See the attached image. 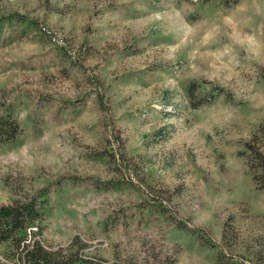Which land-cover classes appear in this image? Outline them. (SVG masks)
<instances>
[{
  "label": "rangeland",
  "instance_id": "1",
  "mask_svg": "<svg viewBox=\"0 0 264 264\" xmlns=\"http://www.w3.org/2000/svg\"><path fill=\"white\" fill-rule=\"evenodd\" d=\"M259 126L264 0H0V207L37 199L25 243L75 264H264L243 155ZM18 254L0 244V264Z\"/></svg>",
  "mask_w": 264,
  "mask_h": 264
},
{
  "label": "trees",
  "instance_id": "2",
  "mask_svg": "<svg viewBox=\"0 0 264 264\" xmlns=\"http://www.w3.org/2000/svg\"><path fill=\"white\" fill-rule=\"evenodd\" d=\"M197 84L190 86L189 95ZM16 131V129H15ZM243 155L247 169L255 186L264 189V126H259L243 144ZM35 197L24 202L15 200L7 206L0 207V244L9 243L18 254L23 264H75L72 254L63 255L46 249L38 240L25 243L20 232L34 225L41 218V209Z\"/></svg>",
  "mask_w": 264,
  "mask_h": 264
},
{
  "label": "built area",
  "instance_id": "3",
  "mask_svg": "<svg viewBox=\"0 0 264 264\" xmlns=\"http://www.w3.org/2000/svg\"><path fill=\"white\" fill-rule=\"evenodd\" d=\"M52 37H53V36H51V38H52ZM52 41H54V42H55V41H56V38H54V37H53V38H52Z\"/></svg>",
  "mask_w": 264,
  "mask_h": 264
}]
</instances>
